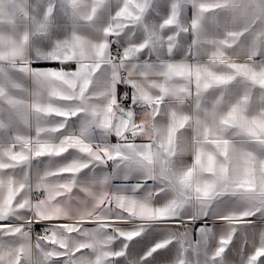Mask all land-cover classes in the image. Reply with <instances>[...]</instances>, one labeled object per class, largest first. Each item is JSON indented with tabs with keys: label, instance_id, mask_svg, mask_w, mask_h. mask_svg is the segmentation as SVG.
<instances>
[{
	"label": "snow or ice",
	"instance_id": "obj_1",
	"mask_svg": "<svg viewBox=\"0 0 264 264\" xmlns=\"http://www.w3.org/2000/svg\"><path fill=\"white\" fill-rule=\"evenodd\" d=\"M0 264H264V0H0Z\"/></svg>",
	"mask_w": 264,
	"mask_h": 264
}]
</instances>
